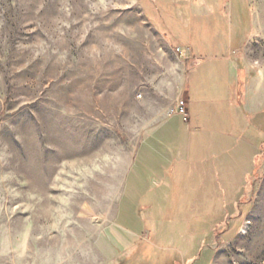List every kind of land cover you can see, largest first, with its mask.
Returning <instances> with one entry per match:
<instances>
[{
  "label": "rangeland",
  "instance_id": "obj_1",
  "mask_svg": "<svg viewBox=\"0 0 264 264\" xmlns=\"http://www.w3.org/2000/svg\"><path fill=\"white\" fill-rule=\"evenodd\" d=\"M203 2L242 39L253 116L264 0H0V264H264V110L250 126L209 102L219 125L191 174L168 190L136 174L141 141L187 111Z\"/></svg>",
  "mask_w": 264,
  "mask_h": 264
},
{
  "label": "crops",
  "instance_id": "obj_2",
  "mask_svg": "<svg viewBox=\"0 0 264 264\" xmlns=\"http://www.w3.org/2000/svg\"><path fill=\"white\" fill-rule=\"evenodd\" d=\"M194 9L187 16L185 24L187 58L193 62L187 82V112L190 119L185 120L176 107L141 141L138 147L139 171L136 174L151 175L147 182L149 190L174 187L175 182L181 179L176 176L184 179L191 174V166L203 160L202 152L207 144L204 132L210 122L219 125V110L217 107L211 108L209 102L218 105L225 103L224 100L228 101L227 107L242 114L241 117L249 124L256 121L252 118L256 119L258 111L264 110V91L254 107L249 108L255 111L253 116L238 102V63L242 39L234 34L232 19L228 29L224 10L218 13L217 20L214 18V7L204 2ZM226 27L229 30L227 38L224 34ZM211 30L213 33L210 37Z\"/></svg>",
  "mask_w": 264,
  "mask_h": 264
},
{
  "label": "built area",
  "instance_id": "obj_3",
  "mask_svg": "<svg viewBox=\"0 0 264 264\" xmlns=\"http://www.w3.org/2000/svg\"><path fill=\"white\" fill-rule=\"evenodd\" d=\"M178 111H179L181 114H183L185 120H188V119H189V114H188V112L186 111L184 100L179 101V104H178Z\"/></svg>",
  "mask_w": 264,
  "mask_h": 264
},
{
  "label": "bare ground",
  "instance_id": "obj_4",
  "mask_svg": "<svg viewBox=\"0 0 264 264\" xmlns=\"http://www.w3.org/2000/svg\"><path fill=\"white\" fill-rule=\"evenodd\" d=\"M242 232H244V231H242ZM245 233V232H244Z\"/></svg>",
  "mask_w": 264,
  "mask_h": 264
}]
</instances>
